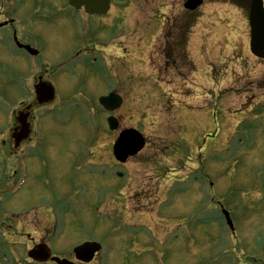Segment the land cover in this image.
<instances>
[{"label":"rangeland","instance_id":"rangeland-1","mask_svg":"<svg viewBox=\"0 0 264 264\" xmlns=\"http://www.w3.org/2000/svg\"><path fill=\"white\" fill-rule=\"evenodd\" d=\"M185 1L131 0L134 5L127 6L125 17L135 23L128 20L127 26L143 39L127 53L134 65L122 50L117 59L112 43L103 51L90 47L88 57H100L106 69L103 80L87 74L86 96L77 86L82 81L65 78L59 69L52 72L61 61L65 71L73 70L68 60L86 51L83 44L74 50L63 45V37L72 35L66 30L45 39L31 63L0 51V180L6 181L0 202L18 179L14 203L21 209L42 208H37V239L46 224L52 226L46 241L54 245L72 244L85 235L114 239L119 244L110 249L118 252L114 264H264V61L250 53L246 9L226 5L228 0H203L189 14ZM248 2L239 0L244 7ZM115 15L109 14L106 24ZM184 26L190 27L186 37L179 29ZM32 61L41 62L38 70L48 81L60 84L58 102L27 112L29 129L33 116L40 120L34 126L37 148L31 152L30 144L21 143L13 151L5 119L11 111L15 116L21 109L17 103L28 98L17 91L25 78L28 89L35 76ZM108 89L122 98L113 113L119 129H138L146 140L141 154L121 168L111 154L118 131L108 132V115L94 98ZM22 152L28 153L20 158L23 173L13 175ZM146 187L152 190L151 201L120 211L119 201L126 205L131 198L135 204ZM179 188L184 194L172 198ZM104 191L105 204L84 202L85 210L99 209L100 222L94 224L98 218L93 213L70 214L84 209L82 199ZM7 199L12 204L13 197ZM75 201L76 210L62 211ZM221 208L229 213L233 232L223 224ZM115 215L127 226L115 227ZM133 236L142 239L144 250L128 259L130 244L126 250L120 240Z\"/></svg>","mask_w":264,"mask_h":264},{"label":"flooded vegetation","instance_id":"flooded-vegetation-1","mask_svg":"<svg viewBox=\"0 0 264 264\" xmlns=\"http://www.w3.org/2000/svg\"><path fill=\"white\" fill-rule=\"evenodd\" d=\"M116 15L115 18H109V24H106L108 17H96L89 16L84 12L83 9L75 10L70 7L68 0H3L0 4V29L3 31V50L7 48H16L17 45H23L30 47L33 51L40 53L41 47L44 48L45 39L51 38V36H57L59 31L66 30L71 33V37L65 38L64 46L68 49L74 50L77 48L78 43L85 46V50H89L90 45L97 47L100 50H104L108 45L121 48L122 38L128 29H122L121 27V8L126 7L121 4L113 5ZM109 15V14H108ZM133 30L131 29L130 32ZM72 41V44L71 42ZM66 42H70L67 44ZM136 42V39L134 40ZM77 43V44H76ZM76 45V46H75ZM27 51L19 50L18 53L22 56H26ZM80 53V52H79ZM163 60L165 63L169 62L163 53ZM93 65V66H90ZM79 69L71 70L72 73H76L75 82L85 84V78L87 74L95 79L103 80L104 70L100 64V58L98 56H91V61H84V63L77 65ZM83 87V86H82ZM26 113V110L24 111ZM116 167L121 168L124 165L114 164ZM16 171L13 172V175ZM123 175L121 174L118 178L122 180ZM5 180V179H4ZM8 180V179H6ZM6 181L0 180V186L4 185ZM147 178H146V184ZM145 194V195H144ZM152 194V190L147 192V187L139 191L141 200H136L133 204V200L128 198L126 205H122L121 201L117 204L120 207V211L125 213L137 208L143 200L151 201L149 195ZM96 196V197H95ZM93 199L85 198V202H93L96 198L98 205L105 204L104 195H95ZM98 199V200H97ZM156 200V199H155ZM0 259L4 257L5 264H38L35 261L27 258L29 253L37 244L47 243L46 238L51 234V225L46 224L44 230L39 231V238L37 239V206H27L23 209L19 208L18 205L3 204V200L0 202ZM179 216V215H178ZM180 217V216H179ZM119 216L117 217V219ZM50 224V223H49ZM134 239V240H133ZM133 242L130 255L135 249L136 256L140 255L137 252L140 248L141 243L136 238H131ZM100 241V240H99ZM102 252L94 257L93 261L88 264H114L110 253L104 252L106 247L114 249L117 243L106 244L101 242ZM140 243V244H139ZM139 244V246H138ZM70 249V248H69ZM69 249L58 251L54 245L50 248L51 256L67 259L74 261L73 255L69 252ZM110 256V258H109ZM127 256V255H125ZM99 258V259H96ZM2 261V259H1ZM53 264V263H45Z\"/></svg>","mask_w":264,"mask_h":264},{"label":"water","instance_id":"water-1","mask_svg":"<svg viewBox=\"0 0 264 264\" xmlns=\"http://www.w3.org/2000/svg\"><path fill=\"white\" fill-rule=\"evenodd\" d=\"M69 2L74 7L80 8L81 6H84L86 12L89 14H104L107 13L108 10V0H69ZM201 3L202 2L199 0H189L184 4V8L189 11H194L201 5ZM261 7V0L251 1L248 20L250 27V51L255 57L264 59V11ZM43 94L48 96V98L44 99L42 97ZM37 95L38 98L43 99L42 101H38L39 103L49 102L52 99V91L49 87H45L44 85L37 89ZM100 104L107 111H112L115 108L120 107L119 105L121 104V100L114 95H109L106 98L100 99ZM18 121L20 122V120ZM108 124L111 131L118 128V124L113 118L108 119ZM27 135L28 131L22 130L18 135L15 133L12 138L16 145H18L21 141L26 139ZM143 145V138L138 134V132L133 130L124 131L120 134L114 144L113 156L117 161L125 162L128 157L136 155L142 149ZM223 213L226 218V222L228 223L227 225L232 228L228 214L226 212ZM92 246V244L87 243L82 247H79L75 250V255L79 260L87 262L91 259L92 254L95 251H98L96 247ZM29 256L32 258L37 256V261H45L49 258V253L45 252L42 246H38L37 250L30 253ZM50 260L55 261L57 264H71L65 260H57V258H52Z\"/></svg>","mask_w":264,"mask_h":264},{"label":"trees","instance_id":"trees-1","mask_svg":"<svg viewBox=\"0 0 264 264\" xmlns=\"http://www.w3.org/2000/svg\"><path fill=\"white\" fill-rule=\"evenodd\" d=\"M229 1H230L232 4L238 6V8H239V7H244L243 4H240V3H239V0H229Z\"/></svg>","mask_w":264,"mask_h":264}]
</instances>
